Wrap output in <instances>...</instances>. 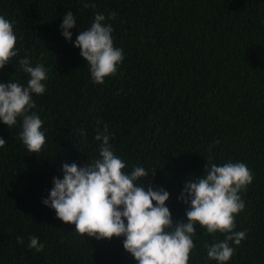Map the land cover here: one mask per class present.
Wrapping results in <instances>:
<instances>
[{
  "label": "trees",
  "instance_id": "trees-1",
  "mask_svg": "<svg viewBox=\"0 0 264 264\" xmlns=\"http://www.w3.org/2000/svg\"><path fill=\"white\" fill-rule=\"evenodd\" d=\"M68 11L77 20L71 42L61 28ZM97 13L125 57L103 84L92 82L75 47ZM0 15L13 24L19 53L0 83L27 86L25 55L48 77L28 113L43 121L40 153L20 139L22 117L11 128L0 120V264H138L124 237L81 235L43 203L64 164L83 168L99 158L95 136L105 125L124 171L144 167L150 176L138 185L170 193L174 222H188L190 204L179 197L208 161L245 163L254 179L239 193L245 209L234 231L247 235L231 243L226 264H264V0H0ZM196 227L189 264H219L207 248L225 234ZM33 235L43 251L29 248Z\"/></svg>",
  "mask_w": 264,
  "mask_h": 264
},
{
  "label": "clouds",
  "instance_id": "clouds-1",
  "mask_svg": "<svg viewBox=\"0 0 264 264\" xmlns=\"http://www.w3.org/2000/svg\"><path fill=\"white\" fill-rule=\"evenodd\" d=\"M111 18L115 19V13ZM105 20L103 14L97 13L91 27L79 31L75 40L95 84H103L106 77L114 76L125 58L124 49L114 46V29ZM76 26V18L68 11L61 24L62 36L71 42V30ZM16 45L13 24L0 15V70L19 55ZM19 65L30 79L27 86L15 81L0 83V120L11 128L22 117L20 139L29 152L38 154L46 143L43 121L37 114L28 113L36 107L32 94L45 92L42 82L48 78L47 70L43 64L32 66L27 55L19 60ZM97 133L99 158L87 162L83 168L76 163L64 164L63 179L54 178L49 198L43 201L55 210L58 219L74 224L81 235L109 240L124 237L125 250L138 264H189L197 225L209 234H225L223 241L208 246V259L226 264L232 258L235 249L231 243L238 246L247 235L245 231H234L236 217L245 209L239 193L254 179L245 163L227 162L218 166L207 160L206 174L187 181L179 197L190 204L186 212L188 222H174L166 206L170 193L163 188L154 190L151 185H138V181L150 176L146 169L136 166L130 174L126 173V163L110 144L112 134L107 125L103 131L98 128ZM5 144L0 138V147ZM29 239L30 249L43 251L44 245L35 235ZM17 240L23 243L22 238Z\"/></svg>",
  "mask_w": 264,
  "mask_h": 264
}]
</instances>
